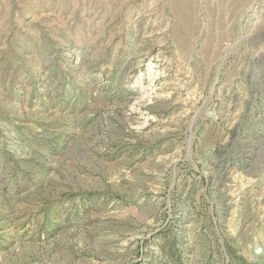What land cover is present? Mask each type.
I'll return each mask as SVG.
<instances>
[{
  "label": "rangeland",
  "instance_id": "rangeland-1",
  "mask_svg": "<svg viewBox=\"0 0 264 264\" xmlns=\"http://www.w3.org/2000/svg\"><path fill=\"white\" fill-rule=\"evenodd\" d=\"M0 264H264V0H0Z\"/></svg>",
  "mask_w": 264,
  "mask_h": 264
}]
</instances>
